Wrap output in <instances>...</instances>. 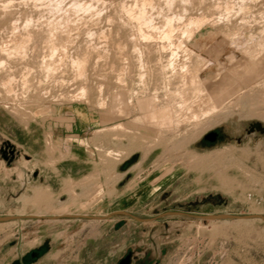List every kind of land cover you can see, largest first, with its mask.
Returning a JSON list of instances; mask_svg holds the SVG:
<instances>
[{
    "label": "rangeland",
    "instance_id": "374dc122",
    "mask_svg": "<svg viewBox=\"0 0 264 264\" xmlns=\"http://www.w3.org/2000/svg\"><path fill=\"white\" fill-rule=\"evenodd\" d=\"M3 1L2 45L20 36L27 20L35 32L30 30L25 57L0 53V217L23 216L0 222V264H107L141 243L162 252L160 264H264V221L202 218L264 217V133H248L252 123L264 127V0H174L172 9L166 0H149L144 10L149 27H139L126 13L139 11L144 0H74L94 8L76 14L64 12L73 0H60L64 10L57 16L48 12V0ZM64 15L71 29L58 37L69 34L71 43L66 58L47 75L41 67L50 55L46 25ZM169 16L178 18L167 41L161 28ZM188 19L202 20L190 37L182 34ZM85 48L89 59L77 68L72 60ZM202 62H213V69L225 70L224 76L228 71L229 78L254 69L255 77L200 116L204 124L197 128L192 121L173 126V119L163 130L147 123L153 97L158 107L172 101L168 105L174 109L195 99L179 82L178 66L193 69ZM215 76L205 82L220 81ZM7 79H12L11 92L2 86ZM205 82L202 96L216 85ZM173 94L182 100L173 102ZM115 95L123 102L118 108ZM209 133H218L219 140L204 141ZM6 144L16 153L10 162L3 159ZM34 189H45L47 198L35 203ZM31 214L41 217L28 218Z\"/></svg>",
    "mask_w": 264,
    "mask_h": 264
},
{
    "label": "bare ground",
    "instance_id": "6f19581e",
    "mask_svg": "<svg viewBox=\"0 0 264 264\" xmlns=\"http://www.w3.org/2000/svg\"><path fill=\"white\" fill-rule=\"evenodd\" d=\"M47 1V0H46ZM187 1H190V0H185V2L187 3ZM193 2H194V0H192ZM197 0H195V3H197L196 2ZM0 2H2V3H5V1H0ZM48 2L50 3L49 4V6H48V12H51L52 13V15H53V13L56 15V13H60L61 12V10H62V2L60 1V0H48ZM175 2H176V0H175ZM174 2V0H166V2H164V3H166L165 5L167 6V9H172V7H173V3H175ZM183 2H184V0H183ZM93 3H94V1H93ZM189 3V2H188ZM198 3H200V1L198 2ZM204 3V2H203ZM42 4V3H41ZM101 4V3H100ZM152 3L149 1V0H144L143 2H142V4H141V9H139V7H138V9H139V11H134V13L135 12H138V13H136V14H132V12H133V10L131 11V14H130V12L128 11V9H127V11H126V13L129 15V17H130V19H132V20H135L138 24H140L139 25V27L140 26H142V25H146V26H150L151 24H150V22L151 21H149L150 19H148L145 15H146V10H145V5H149V7H150V5H151ZM224 4H226V3H224ZM229 4V3H228ZM175 5V4H174ZM190 5V4H189ZM199 6V5H198ZM225 6V5H224ZM226 9L225 10H227V8H229V6L230 5H227L226 4ZM101 7V6H100ZM144 7V8H143ZM149 7H148V9H149ZM153 7V6H152ZM151 7V8H152ZM171 7V8H170ZM191 7V6H190ZM194 7V6H193ZM6 7L3 5V6H1V9H5ZM64 8V7H63ZM119 8V7H118ZM121 8V7H120ZM161 8V7H160ZM159 8V9H160ZM186 8V7H185ZM94 8H93V5L92 4H86L85 2H79V1H72L71 2V4L68 6V8H66L65 10L66 11H64L65 12V14L66 13H74V14H76V13H79V12H87V11H90L91 12V10H93ZM153 9V8H152ZM163 9H166V7L165 8H163ZM187 9V8H186ZM190 9H192V7L190 8ZM64 10V9H63ZM62 10V11H63ZM97 10V9H96ZM96 10L95 11H92V12H96ZM102 10V9H101ZM145 10V11H144ZM184 10V9H183ZM193 10V9H192ZM157 11V10H156ZM173 11V10H172ZM5 12V11H4ZM100 12V11H99ZM6 13V12H5ZM51 13H50V15H51ZM121 13H123V12H121ZM166 13V12H165ZM82 14V13H81ZM98 14V13H97ZM173 14V13H172ZM68 15V14H67ZM67 15H64V16H62V17H60V19H58L57 21H51V22H49V23H47V25H46V34H45V39H44V36H43V39L46 41V42H44V43H47L48 44V48L46 47V49H48L49 50V59L48 60H46V61H41V67L44 69V71H45V74H50L51 72H52V74H53V71H55V63H57L56 65H58V64H60L61 62H63V58H66V54H67V45H69V42H70V39H69V34H68V36H63L64 38L62 39H60V37H58L59 36V34L61 33V32H65L66 33V31L68 30V28H69V25L66 23V22H64L63 20H66L68 23H69V20H67V19H69L68 17L67 18H65V16H67ZM94 15H95V13H94ZM124 15V14H123ZM157 15V14H156ZM169 15V14H168ZM178 15V14H177ZM57 16V15H56ZM72 16V15H71ZM98 16V15H97ZM179 16H180V14H179ZM110 17V16H109ZM172 17V18H171ZM169 16V18L168 17H165L164 19H163V26H164V29H162L161 28V30H163V33H162V35H163V38L164 39H166L167 41H169V39H170V37H171V34H173V23L175 22V18L177 17H174L173 18V16ZM57 18V17H56ZM56 18H54V19H56ZM92 18V17H91ZM178 18V17H177ZM176 18V19H177ZM27 19V18H26ZM129 19V18H128ZM95 20V19H94ZM100 20V19H99ZM126 20V19H125ZM173 20H174V22H173ZM181 20V19H180ZM180 20H178V21H180ZM26 21V20H25ZM30 21L31 20H27L26 21V23H25V25H24V31H23V33L20 35V36H14V37H12L13 39L10 41L9 39H7V40H9V41H5V43L7 42V44H5V45H2L1 44V42L2 41H0V44L2 45H0V53L3 55H5L6 54V56L8 57V55H11V54H16V55H20L21 57H25V55H26V48H27V44H28V42H31L32 40L31 39H33L32 37V31H30V30H33V29H30L29 27L31 26V24H30ZM97 21V20H96ZM123 21V20H122ZM153 21V20H152ZM11 22V21H10ZM73 22V21H72ZM125 22H127V21H125ZM133 22V21H132ZM177 22V21H176ZM181 22V21H180ZM188 22H189V26H187L188 27V29H185V31L182 33L183 34V36H184V34H185V36L186 37H188V35L189 34H191V32H192V30L194 29V28H196V27H198L199 25H200V23L202 22V20L201 19H188ZM13 23V22H12ZM124 23V22H123ZM129 23V22H128ZM152 23V22H151ZM177 23H179V22H177ZM11 24V23H10ZM38 24V23H37ZM132 24V23H131ZM12 25V24H11ZM23 25V24H22ZM45 25V24H44ZM89 25V24H88ZM121 25V24H120ZM13 26V25H12ZM15 26H16V24H15ZM39 26V25H38ZM153 26V25H152ZM11 27V26H10ZM77 28H78V26H76ZM136 27V26H135ZM40 28V27H39ZM42 28V27H41ZM12 29L14 30V27H12ZM71 29V28H70ZM69 29V30H70ZM120 29V28H119ZM118 29V30H119ZM13 30H11V31H13ZM68 30V31H69ZM82 30V29H81ZM97 30V29H96ZM196 30V29H195ZM198 30V29H197ZM34 32H35V29L33 30ZM40 31V30H39ZM132 31V30H131ZM136 31V30H135ZM60 32V33H59ZM20 33V32H19ZM18 33V34H19ZM39 33V32H38ZM69 33V32H68ZM96 33V32H95ZM193 34V33H192ZM191 34V35H192ZM12 35H14V34H12ZM38 35V34H37ZM37 35H36V37H37ZM63 35V34H62ZM83 35V34H82ZM130 35V34H129ZM161 35V34H160ZM191 35H189V37L191 36ZM61 36V35H60ZM145 36V35H144ZM207 36L209 37L210 35H208L207 34ZM10 37V38H11ZM35 37V36H34ZM58 37V38H57ZM62 37V36H61ZM79 37V36H78ZM116 37V36H115ZM137 37V36H136ZM162 37V36H161ZM185 37V38H186ZM211 37V36H210ZM221 37V36H220ZM219 37V38H220ZM223 37V36H222ZM221 37V38H222ZM88 38V37H87ZM142 38V37H141ZM144 38V37H143ZM200 38V37H199ZM39 39V38H38ZM42 39V40H43ZM69 39V40H68ZM126 39V38H125ZM163 39V40H164ZM187 39H189V38H187ZM92 40V39H91ZM178 40V39H177ZM177 40H176V42H177ZM210 40H211V38H210ZM263 40V39H262ZM69 41V42H68ZM165 41V40H164ZM198 41V40H197ZM211 41H213V39L211 40ZM42 42V41H41ZM160 42V41H159ZM182 42V41H181ZM181 42L180 41H178L177 42V44H176V46L177 47H182V44H181ZM216 41L214 40V43H215ZM263 42V41H262ZM3 43V42H2ZM32 43V42H31ZM71 43V42H70ZM137 43V42H136ZM198 43V42H197ZM218 43V42H217ZM221 43V42H220ZM261 43V42H260ZM4 44V43H3ZM201 44V43H200ZM200 44H199V46H200ZM203 44V43H202ZM213 43H211V45H212ZM253 44V43H252ZM255 44V43H254ZM262 44V43H261ZM31 45V44H30ZM134 45V44H133ZM171 45V44H170ZM218 45H219V43H218ZM257 45V44H256ZM259 45L260 44H258V47H259ZM140 46V45H139ZM152 46V45H151ZM163 46V45H162ZM165 46V45H164ZM169 46V45H168ZM175 46V45H174ZM213 46V49L215 48L214 47V44L212 45ZM217 46V45H216ZM252 46V45H251ZM261 46V48L262 47H264V44H262V45H260ZM144 47V46H143ZM208 47H210V46H206V48L208 49ZM258 47H256L257 48V51L259 50L260 51V49H258ZM176 48V47H175ZM183 48H185V47H183ZM69 49V48H68ZM89 49L90 48H85V50H84V52H81V56L79 57V58H77V59H75L74 61L72 60V64L73 65H75V66H77V68H80V67H84L85 66V64H87V60L89 59V55H90V51H89ZM144 49V48H143ZM202 51H203V48H202V46H201V48H200ZM206 49V50H207ZM213 49H212V52H213ZM262 49H264V48H262ZM28 50H29V48H28ZM27 50V51H28ZM176 50V49H175ZM174 50V51H175ZM181 50V49H180ZM189 50H191V49H189ZM188 50V51H189ZM210 50V49H209ZM118 51H120V50H118ZM173 51V50H172ZM178 51V50H177ZM185 51V50H184ZM193 51V50H192ZM197 51H200V50H197ZM208 51V50H207ZM211 51V50H210ZM258 51V52H259ZM193 52H196V50L195 51H193ZM189 53H190V51H189ZM189 53H185L184 52V54H186V55H188ZM206 53H209V52H206ZM80 54V53H79ZM79 54H78V56H79ZM172 56H173V54L172 53H170ZM193 53H191L190 55L191 56H193L192 55ZM196 54V53H195ZM210 54H213V53H210ZM210 54H209V56H210ZM205 55V54H204ZM214 55V54H213ZM252 55V54H251ZM258 55H259V53H258ZM261 55V54H260ZM77 56V57H78ZM115 56V55H114ZM149 56V55H148ZM175 56V55H174ZM201 57H202V55H200ZM208 56V55H207ZM212 56V55H211ZM254 56V55H253ZM13 57V56H12ZM21 57H19V58H21ZM38 57V56H37ZM46 57V56H45ZM187 57V56H186ZM196 57L198 58L199 57V55H198V52H197V55H196ZM255 57V56H254ZM47 58V57H46ZM138 58V57H137ZM140 58H142V57H140ZM172 58H174V57H172ZM171 58V59H172ZM177 58V56L175 57V59ZM197 58H195V55H194V59H196V62H198L197 61ZM213 58V57H212ZM248 58V57H247ZM249 58H251V57H249ZM261 58V57H260ZM1 59V58H0ZM18 59V58H17ZM57 61V62H55V60ZM74 59V58H73ZM171 59H170V61H171ZM178 59V58H177ZM192 59V58H191ZM190 59V60H191ZM198 59H201V60H203V58H198ZM211 59V58H210ZM209 59V61H211ZM251 59H253V58H251ZM262 59V58H261ZM10 60V59H9ZM144 60V59H143ZM169 60V59H168ZM184 60H186V59H184ZM187 60H188V57H187ZM187 60L186 61H184V62H187ZM193 60V59H192ZM207 61H208V58L206 59ZM264 60V59H263ZM142 61V60H141ZM173 61H174V59H173ZM179 61V60H178ZM182 61H183V59H182ZM203 61H205V60H203ZM213 61V60H212ZM254 61V62H253ZM253 61H250V62H253V63H255V61H256V59L254 60L253 59ZM5 62V61H4ZM147 62V61H146ZM157 62V61H156ZM176 62H177V60H176ZM180 62H181V59H180ZM179 62V63H180ZM183 62V63H184ZM189 62V61H188ZM206 62V61H205ZM249 62V61H248ZM2 63V62H1ZM6 63V62H5ZM145 63V62H144ZM149 63V62H148ZM174 63H175V61H174ZM181 64V65H179V64H177V65H179L178 66V68H179V72L182 74V76L181 77H183L184 78V81H183V78H182V81L183 82H181V77H180V75L179 76H177V77H179L180 79H179V82L180 83H184L183 85L185 86V87H183V88H185V90L187 91V92H190L189 94L191 95V93H194V97L192 96H190L191 98H195L194 100H192V99H190L191 100V103H189V104H185V102H184V104H182V102L183 101H181L182 99H178V98H175V95L172 97L171 96V99L173 98H175V100H180L181 101V104H180V106L178 107V108H176V109H174L172 106H170V105H168L169 103H171L172 104V101L171 102H167L166 103V101L164 102L165 104H164V106H162V107H158V105L155 103L156 102V100H157V98L156 97H153V100H151V101H154V103H151L150 101V105H149V107H147V109L148 110H146L147 111V113L145 114L146 116H145V119H146V121H147V123H149L150 125H153L154 126V128H157V130H160V129H162V128H168L169 126H168V124L171 122V121H173V120H175L174 122H173V126H174V123H176V126L178 127L181 123H184V122H186V121H189V122H193L194 123V127L195 128H197L198 126H200V125H202V124H204L203 123V121L202 122H200V120H199V118H200V116H204V115H206L208 112H210V111H212V110H214L215 108H216V105L217 106H219V103H221L222 101H223V96H225V95H227V97H228V95H230V94H232L233 93V91H234V89L236 88V87H238V85H245V84H248V83H250V81L252 80V77H255V76H252L251 74H253V71L255 70H253L252 71V73H250L249 72V74L247 73V75H243V76H241L240 75V77H239V79H236V77L235 76H237V75H239V74H237L236 75V73L232 76V77H230L229 78V73H228V71H227V73L226 74H228V76L226 75V76H224L225 74H224V72H225V70H219V69H216V67H214L216 70H214L213 69V66H211L212 64H213V62H212V64H209L208 62V64L207 65H205L204 64V62H202L204 65H201V66H198V64L196 65V66H194L193 64L195 63V62H191V63H193L192 64V66H194L193 67V69H188L187 68V63H186V65L185 64ZM201 63V62H200ZM211 63V62H210ZM260 63V62H259ZM264 63V62H263ZM8 64V63H7ZM28 64V63H27ZM72 64H71V66H72ZM158 64V63H157ZM160 64V63H159ZM171 64V68L173 67V63H170ZM173 64V65H172ZM196 64V63H195ZM217 64V63H216ZM251 64V63H250ZM90 65V64H89ZM177 65H176V67H177ZM219 65V64H218ZM217 65V67H221V66H218ZM227 65V64H226ZM244 64H242V66H243ZM247 65H249V64H247ZM256 65H259V64H256ZM1 66V65H0ZM169 65H168V63H167V67H168ZM175 66V65H174ZM190 66V65H189ZM203 66V67H202ZM214 66H215V64H214ZM234 66V65H233ZM251 67H249V66H246V67H244L245 69H247V70H249V69H251L252 68V65H250ZM261 66V65H260ZM3 67V66H2ZM59 67V66H58ZM150 67V66H149ZM158 67V66H157ZM1 68V67H0ZM30 68V67H29ZM33 68V67H32ZM86 68V67H85ZM169 68V67H168ZM167 68V69H168ZM170 68V69H171ZM178 68H176V70L178 69ZM190 68H192V67H190ZM225 69L226 68H228V69H233V68H230V67H224ZM243 68V69H244ZM255 68V67H254ZM261 69H262V66L260 67ZM41 69V68H40ZM76 69V68H75ZM155 69V68H154ZM161 69V68H160ZM170 69H168L169 70V73H172V71H170ZM173 69H175V67L173 68ZM223 69V68H222ZM239 69V68H238ZM258 69V68H257ZM261 69L259 70V71H261ZM145 70H147V69H145ZM188 70H193V73L192 74H194L193 76H190L191 74L189 73V71ZM235 70H236V68H235ZM242 70V69H241ZM263 70V69H262ZM125 71V70H124ZM148 71V70H147ZM160 71H162V70H160ZM159 71V72H160ZM237 71V70H236ZM259 71H257L256 70V72H259ZM85 72V71H84ZM110 72V71H109ZM192 72V71H191ZM230 73L232 72V71H229ZM235 72V71H234ZM245 72V71H244ZM255 72V71H254ZM141 73V72H140ZM146 73V72H145ZM153 73V72H152ZM156 73V72H155ZM168 73V74H169ZM233 73V72H232ZM147 74V73H146ZM167 74V73H166ZM172 74H174V71H173V73ZM212 74H214V76L216 75H218L217 77H219L220 78V81H218L217 79V83L215 82V81H212L213 83L215 82V87H214V89H212V90H210L209 92H208V94H206L205 96H202V95H204V93H203V91H202V95L200 94V85L202 84V83H204L206 80H207V76H209V75H212ZM245 74V73H244ZM13 75V74H12ZM145 75V74H144ZM175 75V74H174ZM232 75V74H231ZM42 76V75H41ZM138 76V75H137ZM146 76V75H145ZM157 76H158V74H157ZM173 75H171V77H172ZM215 76V78H217ZM165 77V76H164ZM169 77V76H168ZM213 77V76H212ZM212 77H211V79H212ZM224 77H228V79L226 78H224ZM41 78V77H40ZM140 78V77H139ZM142 78H143V75H142ZM173 78H176V77H174L173 76ZM210 78V77H209ZM208 78V82H205V84H207V83H211L212 84V82H209V79ZM79 79V78H78ZM144 79V78H143ZM147 79V78H146ZM156 79V78H155ZM160 79V78H159ZM166 79H167V77H166ZM178 79V78H177ZM214 79V78H213ZM254 79V78H253ZM12 80V79H11ZM10 79H7L4 83H2V86L4 87V89H5V92H11V91H13L12 89V84H11V81ZM27 80V79H26ZM50 80V79H49ZM168 80V79H167ZM171 80V79H170ZM117 81V80H116ZM140 82V81H139ZM168 83V82H167ZM177 83V82H176ZM140 84H141V82H140ZM143 84V83H142ZM156 84V83H155ZM163 84V83H162ZM22 85V84H21ZM173 85V84H172ZM179 85V84H178ZM168 86H169V84H168ZM204 86V85H203ZM119 87V86H118ZM117 87V88H118ZM210 87H212L213 88V86L211 85ZM209 87V88H210ZM99 88V87H98ZM164 88H166V87H164ZM180 88H181V86H180ZM204 88H205V86H204ZM209 88H208V86H207V89L209 90ZM25 89V88H24ZM29 89V88H28ZM81 89H82V86H81ZM84 89V88H83ZM82 89V90H83ZM172 89V88H171ZM174 89H176V88H174ZM203 89V88H202ZM207 89L205 90V91H207ZM237 89V88H236ZM81 90V92H80V96H83V91ZM85 90V89H84ZM177 91L178 90H181V89H179V87H178V89H176ZM183 90V89H182ZM181 90V91H182ZM184 90V91H185ZM100 91V90H99ZM152 91V90H151ZM175 91V90H174ZM38 92V91H37ZM153 92V91H152ZM166 92V91H165ZM168 92V91H167ZM173 92V91H172ZM171 91H170V95H171V93H172ZM39 93V92H38ZM173 93H176V92H173ZM179 93H180V91H179ZM178 92L176 93V95L178 96V94H179ZM207 93V92H206ZM11 94V93H10ZM149 94V93H148ZM165 94V93H164ZM169 94V93H168ZM168 94L166 95V96H168ZM183 94V93H182ZM39 95V94H38ZM37 95V98H39L40 99V97H41V95H40V97ZM86 95V94H85ZM184 96L185 95H187V94H183ZM183 95H179V96H181L180 98H182L183 97ZM176 96V97H177ZM78 97V96H77ZM187 98H189L188 96H186ZM227 97H225V98H227ZM32 98V97H31ZM115 98H116V102H117V108H118V105L120 106V105H122V103L123 102H121V99L119 98V96L117 97L116 95H115ZM149 98H150V96H149ZM166 98V97H165ZM168 98H170V97H168ZM185 98V97H184ZM183 98V99H184ZM187 98H186V100H187ZM224 98V99H225ZM18 99V98H17ZM36 99V98H35ZM80 99V98H79ZM85 99V98H84ZM172 99V100H173ZM37 100V99H36ZM35 100V101H36ZM41 100V99H40ZM115 100V99H114ZM170 100V99H169ZM186 100H184V101H186ZM33 101V100H32ZM77 101V100H76ZM82 101H85V100H82ZM81 100H80V102H82ZM123 101V100H122ZM162 101V100H161ZM164 101V100H163ZM180 101H178V102H180ZM38 102V101H37ZM173 102H174V100H173ZM187 102V101H186ZM12 103V102H11ZM176 103V102H175ZM188 103V102H187ZM100 104V103H99ZM147 104H149V103H147ZM146 104V105H147ZM160 104V103H159ZM162 104V103H161ZM160 104V105H161ZM178 104V103H177ZM175 105V104H174ZM221 105V104H220ZM207 106H209V108L207 107ZM123 106H121V108H122ZM146 107V106H145ZM203 107H205L204 109H203ZM92 108V107H91ZM120 108V107H119ZM146 109V108H145ZM217 109V108H216ZM120 110V109H119ZM119 112V111H118ZM117 112V113H118ZM213 112V111H212ZM217 112V111H216ZM187 113H189V114H187ZM106 114V113H105ZM207 116V115H206ZM173 119V120H172ZM146 123V122H145ZM172 126V125H171ZM117 127V126H116ZM119 129V128H118ZM143 129V128H142ZM170 129V128H169ZM168 129V130H169ZM115 130V129H114ZM163 130V129H162ZM168 130H165V131H168ZM155 131V130H154ZM198 131V130H197ZM145 132V131H144ZM151 132V131H150ZM201 132V131H200ZM136 133V132H135ZM137 133H138V131H137ZM133 133H131V135H132ZM154 134H156V132L154 133ZM116 137V136H115ZM121 137V136H120ZM191 137V136H190ZM133 138V137H132ZM155 138H156V136H155ZM158 138V137H157ZM160 141V140H159ZM160 142H162V141H160ZM163 143V142H162ZM154 144V143H153ZM157 145V144H156ZM108 155V154H107ZM110 155V154H109ZM219 156V155H218ZM217 156V157H218ZM201 160V159H200ZM203 160V159H202ZM45 189H34V191H33V198L35 199H33L34 200V202L35 201H44L45 200V198H47L46 196H47V194H45ZM47 191V190H46ZM31 199V200H32ZM36 203V202H35ZM43 208H46V207H43ZM49 208H51V207H49ZM43 210V209H42ZM45 210V209H44ZM21 215V214H20ZM67 215H64L63 217H66ZM10 217H18V218H20V217H23L22 215L21 216H10ZM27 217H35V218H40L41 216L40 215H38V214H31V215H28ZM56 218H58V217H62V216H55ZM67 217H79V216H67ZM50 218V217H49ZM55 220V219H54ZM57 220V219H56Z\"/></svg>",
    "mask_w": 264,
    "mask_h": 264
},
{
    "label": "water",
    "instance_id": "95a60500",
    "mask_svg": "<svg viewBox=\"0 0 264 264\" xmlns=\"http://www.w3.org/2000/svg\"><path fill=\"white\" fill-rule=\"evenodd\" d=\"M259 131L261 133H264V127H262L260 124L258 123H252L249 125V129H248V133L252 132V131ZM216 137V133H209L208 135H206L203 140L206 142H210L213 143ZM6 148L7 149V155L3 154V159L6 160L7 162H10L14 159L15 157V149L12 145L10 144H6ZM121 214H125V213H121ZM28 218H35V217H28ZM77 218H92V217H86V216H79ZM134 218V217H133ZM203 219H209V220H216V219H222V220H226V219H236V220H250V219H259L261 221H264V217L263 216H259V215H248V216H230V215H210V216H205L202 217ZM18 219V217H10V216H6V217H0V222H8V221H12V220H16ZM134 220L136 221H140L137 218H134ZM118 264H131V257L130 255H126L124 258H122Z\"/></svg>",
    "mask_w": 264,
    "mask_h": 264
},
{
    "label": "crops",
    "instance_id": "0c3cea01",
    "mask_svg": "<svg viewBox=\"0 0 264 264\" xmlns=\"http://www.w3.org/2000/svg\"><path fill=\"white\" fill-rule=\"evenodd\" d=\"M120 214L122 212H119ZM131 219L134 220L133 216L125 214ZM113 256L117 255V251L112 250L110 252ZM111 255V256H112ZM126 255H130L131 257V264H160L162 260V252L158 249L153 248L148 244H135L126 248V252L124 255L117 257L115 260L110 259L107 264H118V262L125 257ZM113 258V257H112Z\"/></svg>",
    "mask_w": 264,
    "mask_h": 264
},
{
    "label": "flooded vegetation",
    "instance_id": "af4514ba",
    "mask_svg": "<svg viewBox=\"0 0 264 264\" xmlns=\"http://www.w3.org/2000/svg\"><path fill=\"white\" fill-rule=\"evenodd\" d=\"M220 138V135L218 133H216V137H215V140H214V143L217 142Z\"/></svg>",
    "mask_w": 264,
    "mask_h": 264
}]
</instances>
